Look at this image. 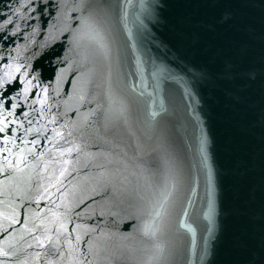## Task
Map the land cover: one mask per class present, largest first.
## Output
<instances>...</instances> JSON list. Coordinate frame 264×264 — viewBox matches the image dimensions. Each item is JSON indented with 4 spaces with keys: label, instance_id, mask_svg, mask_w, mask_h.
<instances>
[{
    "label": "water",
    "instance_id": "obj_1",
    "mask_svg": "<svg viewBox=\"0 0 264 264\" xmlns=\"http://www.w3.org/2000/svg\"><path fill=\"white\" fill-rule=\"evenodd\" d=\"M9 17L0 264H264V0H0Z\"/></svg>",
    "mask_w": 264,
    "mask_h": 264
},
{
    "label": "snow or ice",
    "instance_id": "obj_2",
    "mask_svg": "<svg viewBox=\"0 0 264 264\" xmlns=\"http://www.w3.org/2000/svg\"><path fill=\"white\" fill-rule=\"evenodd\" d=\"M131 2V0H129V3ZM155 7L153 5H145V4H141V8H140V12L137 14L136 19L137 21L143 25V20L141 19V17L144 14H147L150 18L155 19ZM13 23V19L11 17L7 18V20L5 22H0V29H3L4 27H6V25H10ZM15 34V33H13ZM162 70V69H161ZM210 74L207 72H200L198 74H196L193 79H207L209 78ZM240 76H246L248 79H253L254 78V74L251 72L248 73H242L235 65L233 64H225L223 65V67L216 73L215 78L223 83V84H228V83H232L234 82L238 77ZM9 79H12L11 77ZM21 83H24L23 80L20 81ZM32 81L28 80L27 84H31ZM4 88V84L2 82H0V90H2ZM24 95L27 96L29 93V89L27 87V85L24 88ZM20 95V93H17L16 95L13 96H5L3 91H0V124H2L3 126H0V133H5L9 127V124L12 123V121H10L8 118L13 116L17 107L19 106L18 103H16L15 101H17L18 96ZM11 101V103L9 104V102ZM7 105V107H6ZM25 116H27V113L24 114ZM31 123V121H29ZM22 126V125H21ZM206 138H202L201 139V152L204 156V160L205 163L207 162V154H206ZM169 201H170V196L164 200H162L159 204V210L157 212V216L160 217L161 219V223H163V218L165 216L168 215V205H169ZM215 214V208H214V202L213 200L210 198L209 200V205H208V210L207 212L204 213L205 218L208 220L210 227L208 228L209 232H213L216 228L215 225V221L213 219ZM184 215L186 216L187 214L184 213ZM179 227L180 228H185L188 231H193L194 229H191L188 227L186 222H180L179 223ZM145 233L146 234H153L149 231L148 227L145 226Z\"/></svg>",
    "mask_w": 264,
    "mask_h": 264
}]
</instances>
